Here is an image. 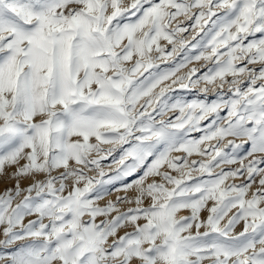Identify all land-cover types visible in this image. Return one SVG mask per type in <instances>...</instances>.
<instances>
[{
  "label": "snow or ice",
  "instance_id": "obj_1",
  "mask_svg": "<svg viewBox=\"0 0 264 264\" xmlns=\"http://www.w3.org/2000/svg\"><path fill=\"white\" fill-rule=\"evenodd\" d=\"M7 167L0 264H264V0H0Z\"/></svg>",
  "mask_w": 264,
  "mask_h": 264
},
{
  "label": "rangeland",
  "instance_id": "obj_2",
  "mask_svg": "<svg viewBox=\"0 0 264 264\" xmlns=\"http://www.w3.org/2000/svg\"><path fill=\"white\" fill-rule=\"evenodd\" d=\"M181 20L183 19V18H180ZM192 23V21H183V24H184V26H187V25H190ZM184 35V37L186 38V39H191V37L193 36V35H195V32L194 31H192L191 29L189 30V32H187V33H184L183 34ZM162 44H166V42H162ZM171 46L170 45H168V48H170ZM173 61H171V60H169V61H165V62H161V68L163 69V68H166V67H170V66H172L173 65ZM203 61H201V62H193L191 65H189L188 66V68H186V69H184L183 71H188V69L189 68H191V67H197V68H200L201 69V71H204V70H206L205 68H203L202 67V65H203ZM210 66V65H209ZM249 67H255V68H257V70L259 69V65H249ZM228 79L230 80L231 79V77H228ZM205 85H203V84H201V85H199L196 89H193L192 91H185V90H180V89H176V91L173 93V96H176V97H184V98H186L187 100H192V99H195V98H197V95H198V93H199V88H202V87H204ZM223 91H227V87H225V89L223 90ZM203 93H199V96H200V98H203ZM208 98L209 99H213V98H215V96H214V92L213 91H209L208 92ZM226 114V112H225V110H222L221 111V115H225ZM202 123H204V124H206L207 123V121H204V122H202ZM199 135H200V133H192V136H194V137H199ZM227 139H232L231 137H229V138H227ZM227 141H225V143H226ZM236 142L237 143H242V141L241 140H236ZM213 143H215L214 141H213ZM103 147H105V148H108V147H110L109 145H104ZM119 155H120V150H119V148H117V150L113 153V155L112 156H110V157H108L107 159H104V160H102L101 161V165H102V167H103V169H104V171L106 172V173H108V175L109 176H111V175H114L115 174V170H116V164L114 163V159H118L119 158ZM173 155H181L180 153H174ZM93 157H95V153H93ZM190 159H200V157H197V156H193V157H191ZM21 164H23L24 163V161H21L20 162ZM74 166V165H73ZM225 167V169L227 170L228 168H235V167H238V165H225L224 166ZM16 171V168L15 167H7L6 169H5V172H4V174H3V176H0V193H3L6 189H8V188H12V187H14L15 186V184H16V180L15 179H10L9 178V175L11 174V173H14ZM59 171H63L62 169L61 170H59ZM59 174V172H53V175L55 176V175H58ZM96 172L95 171H89L88 172V175L89 176H96ZM174 175H175V173H173ZM45 177L43 176V175H37V176H35V177H29V178H25V179H22V180H20V186H21V188H26L27 186H29L31 183H33V180L35 179V180H43ZM107 178V177H106ZM132 178H128V180H129V182H130V180H131ZM153 179H155L156 181H159L160 180V178L159 177H149V179H148V181L147 182H152V180ZM259 178H257V180H258ZM229 183H242V182H244L243 181V179L242 178H238V179H235V180H230V181H228ZM70 183V182H69ZM258 185L257 184H254L253 185V187H252V189L250 190V193H249V195H251V192H253V191H255L256 190V187H257ZM107 187V189H108V194L104 197V199L103 200H101V201H99V203L101 204V205H103V204H106L108 201H110V200H112V201H114L115 199H116V197L117 196H125V195H127L128 197H134L135 195H136V191H135V189H130L129 191H127V192H124L123 190H122V182H116V183H114V184H112V185H108V186H106ZM117 189H121L120 191H117ZM148 203H150V201L149 200H145V202H144V204H145V206H147L148 205ZM120 207H121V209L122 210H126L127 208H129V207H135V204H127V203H125V204H121L120 205ZM189 213L187 212V211H181L180 213H178V216H186V215H188ZM206 215H207V213L206 212H204V213H202L201 214V218L202 219H205L206 218ZM27 219H34V217H29V218H26V221L25 222H27ZM85 219H87V217H85ZM99 219H103L102 217L101 218H98V220ZM140 223H143V221H140ZM242 229H243V224L241 223V224H238L237 226H236V228H235V232H240V231H242ZM128 231H132V228L131 227H128V228H124V229H121L120 231H119V233H118V235H123L125 232H128ZM201 231H203V229H201ZM0 239H3V236L2 235H0ZM109 242H111V241H109ZM133 264H135V262H133Z\"/></svg>",
  "mask_w": 264,
  "mask_h": 264
}]
</instances>
